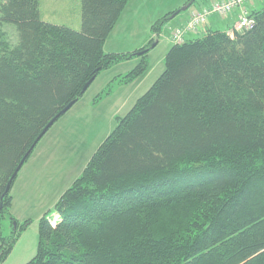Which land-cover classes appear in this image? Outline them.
Masks as SVG:
<instances>
[{
    "label": "trees",
    "instance_id": "trees-1",
    "mask_svg": "<svg viewBox=\"0 0 264 264\" xmlns=\"http://www.w3.org/2000/svg\"><path fill=\"white\" fill-rule=\"evenodd\" d=\"M129 1L81 0L80 30L43 19L41 0L0 3V226L7 184L44 127L90 79L149 47L103 49ZM251 15L249 30L172 45L60 196L56 224L40 219L26 264H264V6ZM147 53L121 84L149 69ZM18 236L8 247L1 237V259Z\"/></svg>",
    "mask_w": 264,
    "mask_h": 264
},
{
    "label": "rangeland",
    "instance_id": "rangeland-1",
    "mask_svg": "<svg viewBox=\"0 0 264 264\" xmlns=\"http://www.w3.org/2000/svg\"><path fill=\"white\" fill-rule=\"evenodd\" d=\"M210 1L195 0L188 9L180 11L175 16L172 14L167 20L168 23H165L160 28L162 30L158 32L152 28L158 18L181 9L191 0L129 1L124 14L120 16L115 26L116 30L115 27L113 29L115 32L112 31V36L109 35L111 38L108 43L112 41L111 43L118 45L120 42L131 41L133 44L134 41L141 40L149 33L160 32L161 34L156 36L155 40L160 39L162 42L150 54L154 69L148 73L146 82L137 89L120 88L119 81H113L107 85V75L116 69V66L113 65L112 68L101 71L97 80L92 82L83 96L59 117L41 138L21 167L11 187L12 206L5 210L1 220L0 245L1 237L6 241L4 247H8L14 242L18 233L19 236L6 259H1L3 251H0V264H26L35 256L39 241L40 219L48 215V219L56 224L59 214L55 206L60 196L73 184L93 153L114 130L117 117L124 116L163 72L165 68L163 58L169 49L164 40L165 34L169 33V39L170 36L172 38V31L178 23L200 7L208 6ZM249 3L254 5L251 11L264 6V0H253ZM41 15L48 22L80 30L81 0H41ZM3 29L11 42L17 41L18 32L14 24L6 23ZM190 35L195 37L201 34ZM137 62L138 60L132 63L127 62L118 67H121L120 71L126 73ZM26 221L30 223L24 226Z\"/></svg>",
    "mask_w": 264,
    "mask_h": 264
},
{
    "label": "crops",
    "instance_id": "crops-1",
    "mask_svg": "<svg viewBox=\"0 0 264 264\" xmlns=\"http://www.w3.org/2000/svg\"><path fill=\"white\" fill-rule=\"evenodd\" d=\"M3 1V0H2ZM131 1V0H130ZM212 1V0H211ZM210 1V2H211ZM129 3V2H128ZM128 5V4H127ZM245 8L246 9H248V11H250L251 12V7H253L254 5H251L249 2H247L245 5ZM126 10V8L124 9V11ZM123 11V12H124ZM240 12H241V9L240 8H237L236 10H234L230 15H228V16H226V17H222V19L220 18V17H216V16H211L210 17V21H209V28L210 29H212V30H221V31H227V32H229L230 33V31H233V28H234V26H235V24H236V21H237V18H238V16H239V14H240ZM122 14H124V13H122ZM190 15H191V13L190 14H188L187 15V17L186 18H184V20H182L180 23H178L177 24V26L176 27H178V26H181V25H184L187 21H188V19L190 18ZM224 18H226V19H224ZM45 19V18H44ZM159 19V18H158ZM46 20V19H45ZM48 21V20H47ZM166 23H168L167 21H166ZM213 26H215V28L213 27ZM222 27V28H221ZM162 28V27H161ZM170 29V28H169ZM115 30H116V27H115ZM115 30H113V32H115ZM162 30V29H161ZM160 30V31H161ZM113 32L111 33V35L110 36H112V34H113ZM161 33L159 32V33H157V34H153V33H149V34H147V36L145 35V36H143L142 38H141V40H137V41H134L133 42V44H132V42L130 41V42H127V43H122V42H120L118 45H116L115 43L113 44V43H111L112 41H110V43H108L109 42V40H110V36L108 37V39L106 40V42L104 43V47H103V49H104V51L105 52H120V53H132V52H135V51H137V50H139V49H142L143 47H146V46H148L149 44L151 45V43H153V42H157V44H156V46H155V48L152 50V51H150V52H148L147 53V55H146V58H147V60H148V62H149V71L147 70L141 77H139V78H137L136 80H134L133 82H130V83H127V84H121L120 83V88L121 87H124V88H132V87H134V89H137L138 87H140L144 82H146V79H147V76L149 75L148 73H150L151 72V70L152 69H154V62L152 61V59L150 60V54H152L157 48H158V46L161 44V42L162 41H160V39H157V40H155V38H156V36H158V35H160ZM194 36H192V35H188L187 36V38H193ZM196 37V36H195ZM165 38L166 39H164L165 40V42H166V44H167V48H168V46H169V49L172 47V45L173 44H175L174 43V41L172 40V38H171V36H170V39H169V33L168 34H165ZM149 45V46H150ZM169 49L167 50V52L169 51ZM167 54V53H166ZM166 56V55H165ZM165 56H164V58H163V60L165 59ZM142 59H143V56L142 55H134V56H131L130 58H128V59H126V60H124L123 61V63L121 62V63H119V64H117V65H114V66H116V69H111L112 70V72H110V73H108V80H107V85L109 84V83H111V82H118L119 81V79H118V77L120 76V75H124V74H126L125 72H122V71H120V69L119 68H121V67H118V66H121V64H126L127 62L128 63H132V62H135L136 60H138V62L134 65V67L135 66H137L141 61H142ZM133 67V68H134ZM112 68V67H111ZM133 68H131V69H133ZM130 69V70H131ZM130 70H128V72L130 71ZM164 71V70H163ZM99 76V75H98ZM98 78V77H97ZM97 79H95V81H96ZM154 84V83H153Z\"/></svg>",
    "mask_w": 264,
    "mask_h": 264
},
{
    "label": "built area",
    "instance_id": "built-area-1",
    "mask_svg": "<svg viewBox=\"0 0 264 264\" xmlns=\"http://www.w3.org/2000/svg\"><path fill=\"white\" fill-rule=\"evenodd\" d=\"M253 0H212L208 6L204 5L191 13L190 19L181 26L173 29L172 39L174 43H183L190 34H201L208 30L210 17L219 15L226 17L237 8L241 12L237 18L234 29L236 31L249 30L255 25V18L245 8L247 2Z\"/></svg>",
    "mask_w": 264,
    "mask_h": 264
},
{
    "label": "water",
    "instance_id": "water-1",
    "mask_svg": "<svg viewBox=\"0 0 264 264\" xmlns=\"http://www.w3.org/2000/svg\"><path fill=\"white\" fill-rule=\"evenodd\" d=\"M195 0H192L191 2H189L188 4H186L185 6H183L181 9L177 10L175 14H178L180 11L186 10L188 9L191 5L192 2ZM174 14V15H175ZM157 44V42H153L149 47H147L146 49L142 50V51H138L133 53L134 55H143L144 53L148 52L150 49H152L153 47H155ZM94 81V78L90 79L83 87V93L87 90V88L92 84V82ZM76 103V101H71L68 105H66L55 117H53V119H51V121H49V123L44 127V129L41 131V133L38 135V137L35 139V141L32 143V145L30 146L29 150L27 151V153L24 155V157L22 158V160L20 161L19 165L17 166L16 170L14 171V173L12 174L7 187H6V192H9L11 185L13 183V180L16 178L18 172L20 171L21 167L23 166V164L25 163V161L27 160V158L29 157V155L31 154V152L34 150V148L36 147V145L39 143V141L41 140V138L48 132V130L53 126V124L59 119V117H61L63 114H65L71 107H73V105Z\"/></svg>",
    "mask_w": 264,
    "mask_h": 264
},
{
    "label": "bare ground",
    "instance_id": "bare-ground-1",
    "mask_svg": "<svg viewBox=\"0 0 264 264\" xmlns=\"http://www.w3.org/2000/svg\"><path fill=\"white\" fill-rule=\"evenodd\" d=\"M191 1H192V0H191ZM193 2H194V1H193ZM193 2H192V4H193ZM175 13H176V11H175ZM175 13H174V14H175ZM174 14H173L172 16H175V15H177V14H175V15H174ZM172 32H173V31H172ZM187 39H188V38H187Z\"/></svg>",
    "mask_w": 264,
    "mask_h": 264
}]
</instances>
